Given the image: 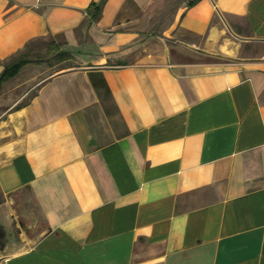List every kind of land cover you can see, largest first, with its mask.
Listing matches in <instances>:
<instances>
[{"label":"crops","instance_id":"0c3cea01","mask_svg":"<svg viewBox=\"0 0 264 264\" xmlns=\"http://www.w3.org/2000/svg\"><path fill=\"white\" fill-rule=\"evenodd\" d=\"M19 56L0 264H264V0H0Z\"/></svg>","mask_w":264,"mask_h":264},{"label":"trees","instance_id":"16d2710c","mask_svg":"<svg viewBox=\"0 0 264 264\" xmlns=\"http://www.w3.org/2000/svg\"><path fill=\"white\" fill-rule=\"evenodd\" d=\"M101 5H102V1L100 4H95V3H91L87 9V11H91V18L94 20V19H97V17L99 16L100 14V11H101ZM192 3H189V6H191ZM72 58V55L69 53V52H66V51H59L57 52L55 55L52 56V60L55 61V62H61V61H64V60H68ZM30 62L27 58H24L22 56H19L17 58V60L11 64L10 66L6 67L3 72L0 74V84L5 81L6 79L8 78H11L13 77L17 72L18 70L20 69L21 66H23L24 64ZM25 102L21 103V105H24Z\"/></svg>","mask_w":264,"mask_h":264},{"label":"rangeland","instance_id":"374dc122","mask_svg":"<svg viewBox=\"0 0 264 264\" xmlns=\"http://www.w3.org/2000/svg\"><path fill=\"white\" fill-rule=\"evenodd\" d=\"M49 51L51 52L49 54ZM52 48L51 46L41 40H37L30 44L29 59L33 60L36 58H51Z\"/></svg>","mask_w":264,"mask_h":264},{"label":"water","instance_id":"95a60500","mask_svg":"<svg viewBox=\"0 0 264 264\" xmlns=\"http://www.w3.org/2000/svg\"><path fill=\"white\" fill-rule=\"evenodd\" d=\"M40 228V227H39ZM40 229H42V228H40ZM3 235H4V233H3V229H2V227L0 226V238L2 239L3 238ZM2 244H3V242H2Z\"/></svg>","mask_w":264,"mask_h":264}]
</instances>
